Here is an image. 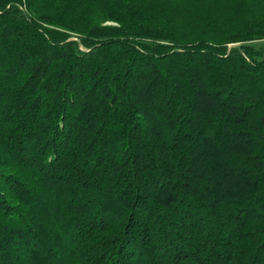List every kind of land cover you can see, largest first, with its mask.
<instances>
[{"label":"trees","instance_id":"16d2710c","mask_svg":"<svg viewBox=\"0 0 264 264\" xmlns=\"http://www.w3.org/2000/svg\"><path fill=\"white\" fill-rule=\"evenodd\" d=\"M262 41L264 0H0V264H264Z\"/></svg>","mask_w":264,"mask_h":264},{"label":"rangeland","instance_id":"374dc122","mask_svg":"<svg viewBox=\"0 0 264 264\" xmlns=\"http://www.w3.org/2000/svg\"><path fill=\"white\" fill-rule=\"evenodd\" d=\"M264 43V41H262ZM263 43H260L259 45H262Z\"/></svg>","mask_w":264,"mask_h":264}]
</instances>
